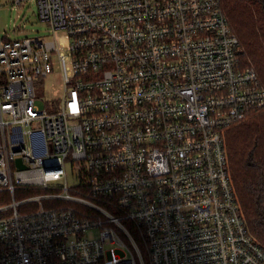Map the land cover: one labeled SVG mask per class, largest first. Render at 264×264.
<instances>
[{
    "label": "built area",
    "instance_id": "obj_1",
    "mask_svg": "<svg viewBox=\"0 0 264 264\" xmlns=\"http://www.w3.org/2000/svg\"><path fill=\"white\" fill-rule=\"evenodd\" d=\"M35 1L48 37L0 33V264H264L224 137L264 84L221 0Z\"/></svg>",
    "mask_w": 264,
    "mask_h": 264
},
{
    "label": "trees",
    "instance_id": "obj_2",
    "mask_svg": "<svg viewBox=\"0 0 264 264\" xmlns=\"http://www.w3.org/2000/svg\"><path fill=\"white\" fill-rule=\"evenodd\" d=\"M221 5L239 39L241 65L254 67L264 84V0H221ZM224 137L230 176L248 233L264 247V109L227 129ZM42 192L29 190L26 195Z\"/></svg>",
    "mask_w": 264,
    "mask_h": 264
},
{
    "label": "rangeland",
    "instance_id": "obj_3",
    "mask_svg": "<svg viewBox=\"0 0 264 264\" xmlns=\"http://www.w3.org/2000/svg\"><path fill=\"white\" fill-rule=\"evenodd\" d=\"M0 33L10 39H21L24 37L46 38L49 36L48 26L39 20L37 16V5L35 0H23L19 4L13 0H0ZM37 105L40 108L50 110V104L54 103L59 107L63 94V83L61 80V70L57 61H52V71L42 81H37L35 85ZM67 173V182L73 184L75 180L70 176V165H64ZM26 190L15 196L20 199L26 195ZM35 191V190H31ZM33 194V193H32ZM30 195V194H29ZM0 205L9 203L11 198L9 195L0 194ZM28 206L20 207L24 211ZM88 237L97 236L96 230L84 232Z\"/></svg>",
    "mask_w": 264,
    "mask_h": 264
}]
</instances>
